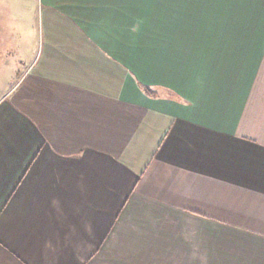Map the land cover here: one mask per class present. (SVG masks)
Segmentation results:
<instances>
[{
  "label": "crops",
  "instance_id": "0c3cea01",
  "mask_svg": "<svg viewBox=\"0 0 264 264\" xmlns=\"http://www.w3.org/2000/svg\"><path fill=\"white\" fill-rule=\"evenodd\" d=\"M12 12L0 264H264V0Z\"/></svg>",
  "mask_w": 264,
  "mask_h": 264
},
{
  "label": "rangeland",
  "instance_id": "374dc122",
  "mask_svg": "<svg viewBox=\"0 0 264 264\" xmlns=\"http://www.w3.org/2000/svg\"><path fill=\"white\" fill-rule=\"evenodd\" d=\"M14 8H16L15 4H12ZM31 15V14H30ZM17 16H15V13L12 12L11 16L7 15L6 20V26L10 29L11 26L14 28L13 33L8 34V39H13V51L8 52L5 49H2L4 42H2V38H6L7 33L2 32L0 34V96L3 95L11 85L15 82L17 77L19 76V70L24 68V64L27 60L26 57H18L15 56V45L17 44V35L20 33L19 25L17 24ZM3 20H0V23L2 24ZM1 30V28H0ZM34 31V24L32 22V19L28 22L25 28L26 34H33Z\"/></svg>",
  "mask_w": 264,
  "mask_h": 264
}]
</instances>
